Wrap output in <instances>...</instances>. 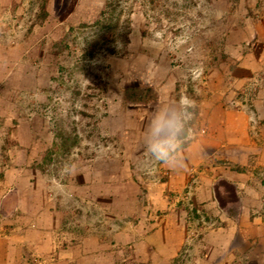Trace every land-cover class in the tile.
Wrapping results in <instances>:
<instances>
[{"label":"crops","instance_id":"0c3cea01","mask_svg":"<svg viewBox=\"0 0 264 264\" xmlns=\"http://www.w3.org/2000/svg\"><path fill=\"white\" fill-rule=\"evenodd\" d=\"M28 2L0 0L2 57L20 32L10 26L24 24ZM210 4L228 13L229 30L225 48L194 50L212 56L201 63L205 81L178 72L166 84L167 96L137 99L120 113L113 127L120 156L102 160L93 176H72L65 194L58 188L61 206L65 198L70 205L60 208L57 200L53 209L49 200L9 207L11 194L3 195L0 264H124L126 257L128 264H264V0ZM182 97L194 101L192 119L177 103ZM157 117L165 122L158 134ZM157 140L174 142L169 164L148 150ZM111 194L114 206L92 208V199ZM124 200L129 208L118 206ZM60 210L129 218L99 231L88 220L83 239L68 230L64 245L56 237Z\"/></svg>","mask_w":264,"mask_h":264},{"label":"rangeland","instance_id":"374dc122","mask_svg":"<svg viewBox=\"0 0 264 264\" xmlns=\"http://www.w3.org/2000/svg\"><path fill=\"white\" fill-rule=\"evenodd\" d=\"M211 1L28 2L24 24L10 26L12 33L20 28L11 50L0 56V199L11 194L9 207L49 200L53 209L61 206L72 176H93L102 160L120 156L113 128L120 113L135 101L167 96L166 84L178 72L205 81L201 63L212 56L194 50L225 48L229 30L228 13L212 9ZM114 198L92 199V208L114 206ZM61 211L56 237L64 245L68 230L83 239L88 220L99 231L126 218Z\"/></svg>","mask_w":264,"mask_h":264},{"label":"clouds","instance_id":"9594fccd","mask_svg":"<svg viewBox=\"0 0 264 264\" xmlns=\"http://www.w3.org/2000/svg\"><path fill=\"white\" fill-rule=\"evenodd\" d=\"M177 103L184 110L185 115L189 119H192L193 113L189 111V109L194 107V101L189 100L187 97H182L179 101H177ZM164 123L165 122L160 117H157V119L153 122L154 133L158 134L164 127ZM167 123L169 127H174L173 121H168ZM148 150L157 160L165 164H169L170 153L175 150L174 142L172 140H157L148 144Z\"/></svg>","mask_w":264,"mask_h":264}]
</instances>
